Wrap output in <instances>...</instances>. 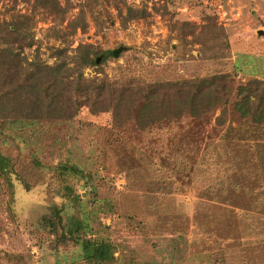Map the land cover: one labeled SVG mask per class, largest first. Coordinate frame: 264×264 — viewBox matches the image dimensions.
Masks as SVG:
<instances>
[{
  "label": "rangeland",
  "instance_id": "rangeland-1",
  "mask_svg": "<svg viewBox=\"0 0 264 264\" xmlns=\"http://www.w3.org/2000/svg\"><path fill=\"white\" fill-rule=\"evenodd\" d=\"M57 1L66 7L63 19L30 2L0 0V21L31 16L32 46L23 55L49 64L52 46L67 45L72 54L85 43L101 51L120 47L116 56L96 54L86 77L151 82L229 72L233 85L264 80V0H125L132 7L144 1L150 12L126 23L124 4L117 10L103 0L93 15L82 10L83 31L56 37L57 29L69 32L66 22L84 0ZM206 21L225 31V57L201 58L181 28ZM30 155L78 170L73 183L83 203L74 217L82 226L73 234L108 245L111 256L101 264H264L262 125L230 114L222 127L183 118L136 131L85 107L68 122L0 120L8 168L0 170V264H57L58 232L39 219L49 201L59 202L52 196L58 183L53 173L30 168ZM17 176L32 184L29 191Z\"/></svg>",
  "mask_w": 264,
  "mask_h": 264
},
{
  "label": "trees",
  "instance_id": "trees-1",
  "mask_svg": "<svg viewBox=\"0 0 264 264\" xmlns=\"http://www.w3.org/2000/svg\"><path fill=\"white\" fill-rule=\"evenodd\" d=\"M21 1L30 2L32 9L60 19L66 11L57 0ZM102 1L84 0L79 14L66 22L69 32L57 29L56 37L83 31L86 23L82 10L93 15V9ZM111 1L109 5L117 10L118 3L124 4V13L120 16L122 23L150 15L144 1L139 7L126 5L125 0ZM31 20L30 15L17 13L10 20L0 21V120H29L39 124L68 122L81 107H85L90 114L109 113L116 128L131 123L136 131L159 124H176L183 118L192 122L212 119L215 127H222L230 114L244 122L264 126L262 79L250 78L233 85L229 72L151 82L132 77L115 80L106 74L86 77L84 69L96 65V54L112 56L111 50L101 51L93 45L77 43L72 54H68L67 45L52 46L49 64L38 54L27 57L22 52L32 46ZM181 28L190 35V43L198 44L201 58L226 56L225 31L215 22L206 21L199 26L182 22ZM30 157V168L53 173V179L58 183L52 189V196L58 197L59 202L49 201L46 204L48 214L39 219L43 229L49 233L58 232L57 264H101L108 260L111 254L103 240L73 234L82 226V222L74 217L83 203L73 183L78 170L72 165L46 164L34 155ZM7 169V159L0 157V170ZM17 177L22 188L29 191L32 184L24 176ZM67 243L68 249L61 248Z\"/></svg>",
  "mask_w": 264,
  "mask_h": 264
},
{
  "label": "water",
  "instance_id": "water-1",
  "mask_svg": "<svg viewBox=\"0 0 264 264\" xmlns=\"http://www.w3.org/2000/svg\"><path fill=\"white\" fill-rule=\"evenodd\" d=\"M259 33H260V31H259ZM120 50V47H117V48H114V49H112L111 50V53H112V56H116V53L118 52ZM98 59H99V57H95V64H97L98 63Z\"/></svg>",
  "mask_w": 264,
  "mask_h": 264
}]
</instances>
